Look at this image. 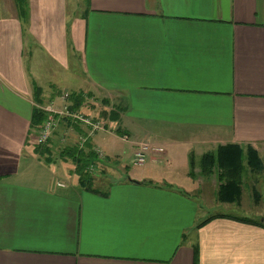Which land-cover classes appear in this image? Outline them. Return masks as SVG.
<instances>
[{"label":"crops","instance_id":"1","mask_svg":"<svg viewBox=\"0 0 264 264\" xmlns=\"http://www.w3.org/2000/svg\"><path fill=\"white\" fill-rule=\"evenodd\" d=\"M84 3L73 15L69 0H0V264H264V228L241 221L264 214L200 225L212 216L186 194L205 153L237 145L263 160L264 0ZM65 93L126 107L120 134L88 139L98 174L116 177L93 187L105 195L80 187L73 163L58 161L63 175L48 163L55 179L37 172L32 111ZM143 141L164 152L137 167Z\"/></svg>","mask_w":264,"mask_h":264},{"label":"rangeland","instance_id":"2","mask_svg":"<svg viewBox=\"0 0 264 264\" xmlns=\"http://www.w3.org/2000/svg\"><path fill=\"white\" fill-rule=\"evenodd\" d=\"M70 1V13L73 15H81L83 10H84V0H69ZM76 62V59H75ZM76 66V65H75ZM60 71H58L57 69L54 70L53 74H59ZM78 75V71L74 72V68H71V72H70V76H77ZM63 76H65L63 74ZM76 81V82H75ZM71 80L70 81V86H69V90L72 91L77 85H79V82H77V80ZM87 96L84 97V103L83 106L80 109H76L74 110L75 112H78L84 116H89V117H96L99 116L98 118H101V114L103 111H105L106 113L110 112L111 110H114L116 107L118 106V102H115L114 99H102V98H95L94 95L91 94H86ZM50 102V101H49ZM59 104V103H56ZM115 107V108H114ZM114 108V109H113ZM85 109V111L83 110ZM87 110V111H86ZM89 110L90 111H95L94 113H97L98 115L94 116L93 114H89ZM123 114L120 115V120L122 119ZM107 122V126H106V131H114L115 129L117 130L118 128L121 129V125L120 123L117 124L115 123H111L110 120L104 119ZM62 122H60V126L53 134V136L56 134L57 136H59L58 138V144L56 145V149H53L54 152L53 153H43L40 155V160L41 166L43 169L45 170H41L37 168V172L39 175H42L44 177V179L47 181L50 178H57L58 177V173L54 174V176H52L49 171H48V163H53L55 162L57 164V168H58V172L60 175H63V173H61L63 171L62 167L59 168V164L58 161L62 160L64 162H68L71 163L72 162L70 160H64L60 157L59 153L61 151V149L63 147H70L73 144V140L67 142L66 138L68 139V135H67V129L68 126H66L65 123H67L66 120L61 119ZM65 140V142H64ZM34 142V141H33ZM72 142V143H71ZM49 143V142H48ZM47 143V144H48ZM47 144L43 145L42 148H46ZM35 145V144H34ZM123 147H118L119 151H122L123 153L125 152L126 146L122 145ZM214 153V152H212ZM246 149L243 150V161H242V173H241V197L240 200L237 204H228V203H220L217 201V195L216 192L218 190V186H219V181H218V170L214 169L213 173L209 176H203L201 175L200 172V165H201V158L202 156L196 160V164L194 163L193 166V173L194 176H189L195 183L198 182V179L202 180V185L196 186V189H189L191 190V192H187V195H191L198 200L199 203V217L201 216H212V215H217L220 213L232 216V217H244L246 214L245 213H249V211H260L262 214H264V170L262 173H256V172H252L251 169L247 166V158H246ZM127 160L130 161V158L126 157ZM260 159V158H259ZM261 160V159H260ZM261 162L264 165V157L263 160H261ZM43 163L45 165H43ZM125 163H129L128 161H126ZM73 165V164H72ZM69 166H71L69 164ZM74 166V165H73ZM117 166H113L111 170L115 171ZM189 170L188 172L191 171V161L189 162ZM197 167V168H196ZM131 170H134V167H130ZM198 169V170H195ZM179 171H181V169H177L176 173H178ZM73 173V171L71 172ZM67 174V173H66ZM98 174V170L95 173V177L94 178V184L93 187L96 188L97 190L103 191L105 188H107L108 186L103 187L105 184H107L108 182H113L115 181L116 177L115 176H110L108 173H103L102 175L98 176L96 175ZM198 177V178H197ZM175 183L178 184L177 178L175 177ZM255 193L257 196V200H258V206L259 207H255L256 203L254 202L255 199ZM256 208V209H255ZM205 213H204V212ZM250 215V213L248 214ZM247 216V215H246Z\"/></svg>","mask_w":264,"mask_h":264},{"label":"trees","instance_id":"3","mask_svg":"<svg viewBox=\"0 0 264 264\" xmlns=\"http://www.w3.org/2000/svg\"><path fill=\"white\" fill-rule=\"evenodd\" d=\"M17 5L22 10V5L24 0H15ZM68 102L70 104L71 109H80L84 103V97L81 93H72L68 95ZM36 104H41V102L36 101ZM116 107V108H115ZM110 112L106 113L102 112L101 118L110 120V122H116L120 120V115L126 111V107L123 102L119 100L118 106H115ZM82 109V108H81ZM98 115V114H97ZM99 117V116H97ZM45 113L34 107L30 120V128L31 130H37L41 123L45 120ZM74 130L80 135L85 136V130L80 128L77 125H74ZM120 134L121 131L118 128L115 130V133ZM34 143V142H33ZM35 144V143H34ZM36 145V144H35ZM48 148H42V146H35V153L41 155L43 153H48ZM60 157L64 160H70L73 165V173L78 178V184L80 187L85 189L86 191L97 193L101 195H105L103 192H99L93 188L94 178L88 171L90 165L96 161L97 157L94 154L91 145L89 142H85L84 147L78 148V146H70L63 147L59 153ZM246 158H247V166L251 169L252 172L262 173L264 170V165L259 159L257 152L251 148H246ZM242 161H243V149L237 145H227L219 147L216 152H208L202 155L200 172L203 176H209L213 173L214 169H217L218 172V181L219 186L216 192L217 201L220 203H228V204H237L241 197V173H242ZM193 165V161L191 160V167ZM192 169L189 172V175L192 176ZM255 203H258L257 196L255 193ZM215 217L222 216H212L206 219L202 224L207 223L211 219ZM241 221L245 223H249L252 225L261 226L264 228L263 223L256 220H251L248 218H243Z\"/></svg>","mask_w":264,"mask_h":264},{"label":"built area","instance_id":"4","mask_svg":"<svg viewBox=\"0 0 264 264\" xmlns=\"http://www.w3.org/2000/svg\"><path fill=\"white\" fill-rule=\"evenodd\" d=\"M60 100L61 103L59 104L49 102L44 106H37V108L41 109L45 113L46 118L37 129L36 135L33 138L36 145L43 146L49 142V140L53 137L54 132L61 127V119L67 121L65 124L69 128L67 129L68 139L66 138V141L69 142L73 140V144L71 146H78V148L81 149L84 147V144L88 141V139H91L97 132L104 131L106 129L107 122L104 119L84 116L75 112L74 109H71L70 104L68 103V95L66 93L61 96ZM74 125L84 129L85 136L76 133ZM92 150L98 159L103 158V154L100 150L94 148ZM163 152L164 149L162 146H158L151 141H143L135 147L132 163L137 167L143 166L149 156L161 154ZM88 171L91 175H95L97 169L94 165H90ZM58 186L61 187L62 184H58Z\"/></svg>","mask_w":264,"mask_h":264}]
</instances>
